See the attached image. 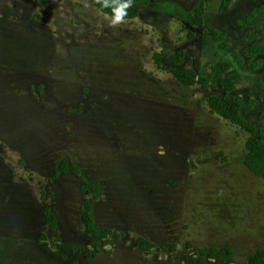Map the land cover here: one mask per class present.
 <instances>
[{
    "label": "rangeland",
    "instance_id": "rangeland-1",
    "mask_svg": "<svg viewBox=\"0 0 264 264\" xmlns=\"http://www.w3.org/2000/svg\"><path fill=\"white\" fill-rule=\"evenodd\" d=\"M200 1L227 49L189 23ZM222 1L133 0L138 16L110 27L92 0H0V264L87 260L79 214L91 195L71 171L55 176L64 158L100 182L97 228L123 231V244L135 248L132 256L106 246L108 255L86 264H187L212 246H230L236 264H249L264 250V177L245 162L251 134L211 111L209 95L226 94L219 85H184L166 61L179 49L178 67L198 72L228 61L242 77L230 99L256 100L243 117L259 135L264 58L256 68L248 57L238 65L235 52L264 44V9L240 26L260 1ZM162 51L163 68L153 59ZM62 242L81 248L61 258Z\"/></svg>",
    "mask_w": 264,
    "mask_h": 264
},
{
    "label": "trees",
    "instance_id": "trees-1",
    "mask_svg": "<svg viewBox=\"0 0 264 264\" xmlns=\"http://www.w3.org/2000/svg\"><path fill=\"white\" fill-rule=\"evenodd\" d=\"M94 2V0H92ZM231 0H223L222 6H226ZM260 5L252 9L246 16L239 20L240 26L248 24L254 17L264 9V0H259ZM96 7L103 14H111L110 9H103L99 4H96ZM139 6L133 3V6L127 10V17L125 19H134L139 14ZM205 3L200 1L194 10L188 14L187 19L189 23L196 28L202 29L209 38L214 41H218V45L221 49H227L229 44L225 41L226 34L216 28L208 26L204 21L205 16ZM190 35L194 37L196 32ZM245 34L249 37H254L248 34V31L245 30ZM163 51L160 53H154L153 59L158 67L163 68L161 65V58L163 56ZM236 53V62L238 65L244 63V57L249 58V63L254 67L262 65L264 58V44H249L244 47L243 52ZM166 61L173 65L172 68L168 70L173 74V76L183 83L184 85H193L195 83H200L201 85L217 84L219 85L226 94L223 96H218L216 94H211L208 97V104L211 108V111L219 114L224 119L228 120L232 124H235L241 127L244 130H247L251 135L246 140L245 146L247 149V155L245 157V162L248 167L259 176L264 177V127L257 134L255 127L249 121L243 117V113L250 110L251 107L256 103V100L248 101V104L244 106V102L241 96L236 95L230 99L229 93L235 90V84L241 82L242 77L238 71L228 70L231 67L228 61L218 60L210 65V71L198 72L197 70L191 68L178 67L185 62V52L183 49L175 51L173 54L166 57ZM177 66V67H175ZM166 69V68H165ZM69 162L66 158L62 159L58 165L57 170L55 171V176H58L61 173H68L71 171L73 174L77 175L80 179V190L82 192H89L91 196H86L83 198L82 206L80 208V219L84 226V232L89 236V243L92 246L91 249L86 253V257L90 258L105 251L106 246H112L116 242L120 241L123 237L122 233L116 232L110 228H97L93 206L100 192V182L98 180H89L85 177L84 174L80 172V169L77 165L72 164L69 166ZM44 217L46 224L50 225L53 228L57 226V217L50 209H44ZM46 234L43 232L40 234V239H45ZM146 239L139 236L136 240V246L140 249H148L146 245ZM62 252H57L56 254L61 258L66 256V252H74L79 250L81 247L77 244H69L62 242L61 244ZM160 247L163 249L170 248L172 250L176 249L175 245L169 244L168 242H163L160 244ZM234 250L230 246H224L221 248L218 247H209L202 248L198 251L199 257L195 259L186 258L187 264H205L209 261L210 264H220V261L228 262L229 264H236L234 259ZM208 258L209 260H206ZM70 264H79L78 260L74 259ZM249 264H264V250L257 249L249 256Z\"/></svg>",
    "mask_w": 264,
    "mask_h": 264
},
{
    "label": "clouds",
    "instance_id": "clouds-1",
    "mask_svg": "<svg viewBox=\"0 0 264 264\" xmlns=\"http://www.w3.org/2000/svg\"><path fill=\"white\" fill-rule=\"evenodd\" d=\"M103 9H110L111 14H106L104 19L108 22L110 27H117L125 22L127 17V10L133 6V0H94ZM90 5L85 4V7Z\"/></svg>",
    "mask_w": 264,
    "mask_h": 264
},
{
    "label": "crops",
    "instance_id": "crops-1",
    "mask_svg": "<svg viewBox=\"0 0 264 264\" xmlns=\"http://www.w3.org/2000/svg\"><path fill=\"white\" fill-rule=\"evenodd\" d=\"M111 229V228H110ZM113 230V229H112ZM115 231V230H114ZM116 232H119V233H122L123 234V237L121 238V240L120 241H118V242H116L114 245H112V247H113V250H116V248H118V249H120L121 251L123 250V249H121V248H127V250H128V252L129 253H131V254H133L132 256H136V253H135V248H129V247H127L126 245H124L123 244V241H124V233H123V231H116ZM126 235V234H125ZM88 236V235H87ZM89 237V236H88ZM66 243H68V242H66ZM72 244H74V243H72ZM76 244V243H75ZM137 247V246H136ZM138 248V247H137ZM108 251L109 250H105V251H101L100 253H106L107 255H108ZM100 253H98V254H96L95 256H93V257H90V258H87V260H85V262H83V263H80V264H86L87 263V261L89 260V259H95ZM123 253V252H122ZM135 262H137L138 263V261L136 260V258H135ZM143 264V263H142Z\"/></svg>",
    "mask_w": 264,
    "mask_h": 264
}]
</instances>
